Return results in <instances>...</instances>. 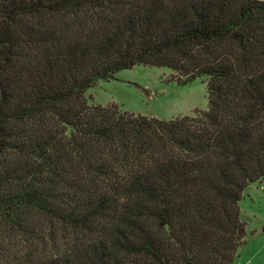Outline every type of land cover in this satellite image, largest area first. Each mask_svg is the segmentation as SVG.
<instances>
[{
    "label": "trees",
    "instance_id": "obj_1",
    "mask_svg": "<svg viewBox=\"0 0 264 264\" xmlns=\"http://www.w3.org/2000/svg\"><path fill=\"white\" fill-rule=\"evenodd\" d=\"M138 64L208 109L88 103ZM261 179L264 0H0V264H233Z\"/></svg>",
    "mask_w": 264,
    "mask_h": 264
},
{
    "label": "rangeland",
    "instance_id": "obj_2",
    "mask_svg": "<svg viewBox=\"0 0 264 264\" xmlns=\"http://www.w3.org/2000/svg\"><path fill=\"white\" fill-rule=\"evenodd\" d=\"M171 73L167 67L138 64L119 70L110 79L97 80L85 96L91 104H114L121 110L165 120L207 110V77L182 83L172 79ZM238 206L245 236L233 264H264V179L248 183ZM55 244L62 247L63 239L57 238Z\"/></svg>",
    "mask_w": 264,
    "mask_h": 264
}]
</instances>
